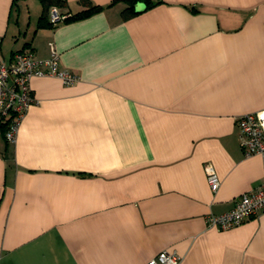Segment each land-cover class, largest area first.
Here are the masks:
<instances>
[{
	"label": "crops",
	"instance_id": "obj_1",
	"mask_svg": "<svg viewBox=\"0 0 264 264\" xmlns=\"http://www.w3.org/2000/svg\"><path fill=\"white\" fill-rule=\"evenodd\" d=\"M0 0V59L50 57L14 144L0 130V264H264V212L206 216L264 184L237 117L264 110V0ZM146 6L138 5L139 9ZM98 7L78 20L52 25ZM221 187L212 193L206 164Z\"/></svg>",
	"mask_w": 264,
	"mask_h": 264
},
{
	"label": "built area",
	"instance_id": "obj_2",
	"mask_svg": "<svg viewBox=\"0 0 264 264\" xmlns=\"http://www.w3.org/2000/svg\"><path fill=\"white\" fill-rule=\"evenodd\" d=\"M50 19L53 24H57L65 17L59 15L57 8H54ZM48 76L57 77L66 85H73L80 80L76 74L60 68V56L54 47L47 59H39L26 51L15 53L10 62L0 59V128L6 125L7 142L11 144L16 142L18 130L26 113L36 103L32 94L31 80L35 77ZM236 120L244 155L264 157V110L257 113H245ZM204 171H206L211 192L216 193L222 183L217 170L213 164L208 163ZM233 206L226 213L207 215L205 220L208 228L227 230L239 227L253 218H259L264 212V184L238 197ZM181 262L180 255L167 251L159 253L146 264H181Z\"/></svg>",
	"mask_w": 264,
	"mask_h": 264
},
{
	"label": "trees",
	"instance_id": "obj_3",
	"mask_svg": "<svg viewBox=\"0 0 264 264\" xmlns=\"http://www.w3.org/2000/svg\"><path fill=\"white\" fill-rule=\"evenodd\" d=\"M45 2L48 1L50 2L51 5L53 6H62L64 5V3L60 0H44ZM126 5H127V8L123 11V16L125 19H129L131 16H134L135 14H138L136 12V7L138 4L140 3H144L146 5V9L148 8H151L154 6V3L151 2L150 0H122ZM100 10L98 7H93L91 8L90 10H86V11H83L79 14H71L69 16H65V19L63 21H69V20H78V19H81L82 17H87L89 15H92L93 12L95 11H98ZM52 25H54L53 23H51ZM6 125H2L0 130H2L4 132V134L6 133L5 132V127ZM6 138V137H5Z\"/></svg>",
	"mask_w": 264,
	"mask_h": 264
},
{
	"label": "water",
	"instance_id": "obj_4",
	"mask_svg": "<svg viewBox=\"0 0 264 264\" xmlns=\"http://www.w3.org/2000/svg\"><path fill=\"white\" fill-rule=\"evenodd\" d=\"M138 5H139V4H138ZM138 5H137V7H136V12H137V13H141L143 10L146 9V6H144V8L141 10V9L138 8Z\"/></svg>",
	"mask_w": 264,
	"mask_h": 264
}]
</instances>
